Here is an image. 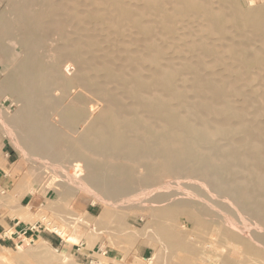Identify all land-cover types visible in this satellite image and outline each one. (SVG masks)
<instances>
[{
    "label": "bare ground",
    "instance_id": "1",
    "mask_svg": "<svg viewBox=\"0 0 264 264\" xmlns=\"http://www.w3.org/2000/svg\"><path fill=\"white\" fill-rule=\"evenodd\" d=\"M3 4L0 92L33 147L108 200L200 178L248 222L202 210L239 247L217 264H264V0Z\"/></svg>",
    "mask_w": 264,
    "mask_h": 264
},
{
    "label": "rangeland",
    "instance_id": "2",
    "mask_svg": "<svg viewBox=\"0 0 264 264\" xmlns=\"http://www.w3.org/2000/svg\"><path fill=\"white\" fill-rule=\"evenodd\" d=\"M4 1L0 0V12ZM5 73L7 71L3 72L0 68V81L6 77ZM14 102L16 96L0 92V134L13 150V159L16 161L8 172L14 182V190L6 195H10L15 204L17 191L21 195L30 194L33 201L27 210V221L32 222L33 226L39 221L42 227L36 232L39 237L18 236L12 245L0 241V264H202L203 261L217 264L221 263V257L233 254L230 255L228 250L222 252L225 246L228 247L224 249L239 248L233 240L222 237L218 233V226H212V223L210 226L201 214L203 211L212 214L217 212L231 224L234 219L247 222L243 213L234 202L211 192L200 178L186 179L177 175L174 176L176 179L173 176L169 179L168 176L162 179L168 184L160 182L164 186L160 192L152 191L155 188L149 190L151 187L145 191H139L141 189L138 188L133 194L117 196L115 200L104 199L97 190L85 183L84 168H69L68 162H65L66 165L64 162L61 164L33 147L28 134L10 122L19 108V104ZM7 111L10 114H6ZM110 160H106L107 164H114V160ZM92 161L96 162V158ZM74 171H77V175L71 174ZM74 176L77 178H72ZM177 192L181 193L179 198L183 197L191 206L176 204L183 199L175 202L173 198H165ZM160 196L165 199L156 202L154 199ZM65 235L70 237L65 239ZM188 238L189 242L186 241ZM56 240H61L63 246H58ZM211 252H214L213 255Z\"/></svg>",
    "mask_w": 264,
    "mask_h": 264
},
{
    "label": "crops",
    "instance_id": "3",
    "mask_svg": "<svg viewBox=\"0 0 264 264\" xmlns=\"http://www.w3.org/2000/svg\"><path fill=\"white\" fill-rule=\"evenodd\" d=\"M13 157V150L9 148L0 134V241L9 245L14 244L18 236L23 237V232H27L26 238L28 235L31 237L40 236L31 231L33 224L27 221L29 218L27 210L33 201V197L30 194L21 195L20 191H17L15 194L17 202L14 204L9 197L10 195H6L14 190V182L8 174L16 164ZM37 223L39 221L35 224ZM56 241L58 246H63L61 240Z\"/></svg>",
    "mask_w": 264,
    "mask_h": 264
},
{
    "label": "built area",
    "instance_id": "4",
    "mask_svg": "<svg viewBox=\"0 0 264 264\" xmlns=\"http://www.w3.org/2000/svg\"><path fill=\"white\" fill-rule=\"evenodd\" d=\"M42 227V224L37 223L35 226L32 227V232H39V229ZM23 235H27V232H23Z\"/></svg>",
    "mask_w": 264,
    "mask_h": 264
}]
</instances>
